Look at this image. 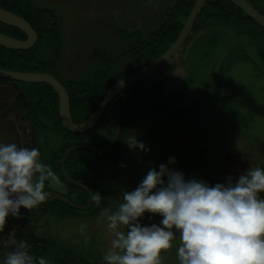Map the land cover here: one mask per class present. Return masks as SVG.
<instances>
[{
    "label": "rangeland",
    "instance_id": "obj_1",
    "mask_svg": "<svg viewBox=\"0 0 264 264\" xmlns=\"http://www.w3.org/2000/svg\"><path fill=\"white\" fill-rule=\"evenodd\" d=\"M29 1L30 10L34 13L32 16L50 27V32H41L39 43L31 49H0L3 63L11 70L30 68L51 74L68 88L70 94L76 92L83 102L89 98L88 86L100 88L110 85L138 68V63L146 62L151 47L167 40V29L181 15L180 9L187 2ZM213 1L218 2L213 13L197 20L188 43L169 64L184 75V91L179 96L168 95L162 90L161 82L151 83L135 94L132 102L125 104L122 136L111 154L95 155L100 163L92 168L87 164L78 168L76 160L72 163L69 160L78 154L95 157L86 149H77L68 157L66 172L71 178L74 169L78 174L76 179L89 182L91 186L95 181L107 189L103 208L82 210L48 197L47 201L57 209L70 213L69 219L65 222L59 220L58 215L52 212L29 213L21 220L17 232L24 219L29 218L34 225L30 232L35 236L34 241L37 239L36 242L58 250L65 255L68 264H106L103 255L113 237L106 219L101 218V211H115L122 202V193L135 190L152 168L159 171L163 164L182 172L187 180L196 178L213 186L232 175L244 174L250 167L264 168V48H261L262 40L260 47L255 43L258 41L255 32L264 31L245 17L238 21L241 11L224 0ZM250 2L264 13V0ZM221 8L228 13L226 16L222 15ZM0 30L7 34L13 32L2 24ZM176 33L171 32V35ZM19 84L23 98L32 100L29 107L31 102L51 94L47 84ZM78 87L86 91L78 92ZM54 92L52 97L56 104ZM42 104L38 102V106ZM114 104L91 130L70 135L57 125L59 118L56 114L47 116L42 106L34 110L30 107L37 124L33 123L30 142L39 149L41 160L53 171L59 153L67 146L82 144L101 152L109 150L114 145L110 142V135L113 132L117 134L118 130L119 112L117 116ZM86 107L92 106L87 104ZM82 111L80 105L77 110L73 106L75 121H79L78 112ZM51 124H56V130L52 131ZM133 138L150 151L130 147L127 142ZM204 143L207 149L200 155L198 150ZM61 182L62 187L46 188L63 195V187L72 190L66 195L76 203L80 199L83 202L90 199L86 190L73 187L70 181L65 180L68 184ZM73 191L78 194L74 195L75 198L71 196ZM161 220L159 215L146 213L140 223L150 226L156 222L159 224ZM81 225L86 226L83 232L80 231ZM23 229L29 231V228ZM104 229L108 231L104 232ZM178 243L177 237L173 248L162 253L164 264H178ZM3 252L0 250V258ZM37 252L49 263L52 259L56 261L48 251L37 249Z\"/></svg>",
    "mask_w": 264,
    "mask_h": 264
},
{
    "label": "clouds",
    "instance_id": "obj_2",
    "mask_svg": "<svg viewBox=\"0 0 264 264\" xmlns=\"http://www.w3.org/2000/svg\"><path fill=\"white\" fill-rule=\"evenodd\" d=\"M132 148L150 151L133 138ZM175 162L174 158H170ZM49 188L62 187L60 177L41 160L38 148L0 139V231L8 218L19 217L45 203ZM264 168L250 167L238 181L214 186L187 180L182 172L160 165L152 168L135 190L124 191L115 211L103 209L112 239L104 252L106 264H164L163 252L177 240L178 264H264ZM99 192L92 194L96 205ZM146 213L159 224L140 223ZM162 225V226H161ZM81 225L80 231L85 230ZM126 229V230H124ZM87 242V241H86ZM26 240L15 242L2 264H37ZM38 264H48L40 257Z\"/></svg>",
    "mask_w": 264,
    "mask_h": 264
},
{
    "label": "flooded vegetation",
    "instance_id": "obj_3",
    "mask_svg": "<svg viewBox=\"0 0 264 264\" xmlns=\"http://www.w3.org/2000/svg\"><path fill=\"white\" fill-rule=\"evenodd\" d=\"M209 1V0H208ZM207 1V2H208ZM250 2V0H248ZM217 3V2H216ZM251 3V2H250ZM253 5V3H251ZM256 8V7H255ZM204 9V8H203ZM258 9V8H256ZM259 10V9H258ZM241 11V10H240ZM260 11V10H259ZM203 12V11H202ZM262 14H264L262 11H260ZM202 14V13H201ZM201 16V15H200ZM200 16L198 17V19H200ZM240 16L242 17H245L246 15H244L243 11L240 12ZM246 20V18H244ZM248 21H251L249 19H247ZM252 22V21H251ZM256 23H254L255 25ZM255 26H257L258 28V24H256ZM194 29H195V26H194ZM2 31V30H0ZM11 33H14L15 32H10L8 33L9 35L15 37V35H12ZM25 37V36H24ZM21 39H24V38H21ZM188 43V41L186 42V44ZM185 46V45H184ZM183 46V47H184ZM182 47V48H183ZM1 48V47H0ZM181 51V50H180ZM179 51V52H180ZM165 52V51H164ZM178 52V54H179ZM178 54L176 55V57L178 56ZM176 57L174 59H176ZM157 58V57H156ZM174 59H172L165 67H163L159 72H157L155 75H153L149 81L146 83L145 80H142V81H138L134 84H131L130 86H128V88L124 89L123 91H121L120 93H118L114 98L113 100L111 101V103L108 105L107 109L105 110L103 116L106 114L107 110H109V108L111 107L112 104H114V106L116 107L115 109V114L118 116V112L120 110V106L121 104L123 103L122 105V120H121V129L123 127V122L125 123V118H124V112L126 111L124 109V106L125 104L127 103L128 100H130L132 97L134 98V95L135 94H138L139 91L141 90H144L145 88H148V86H150L151 83H162V90L167 93L168 95H173V96H179L183 91H184V85H183V82H184V75L183 74H180V72L178 71V69H176L175 66H172L170 67L169 64L171 62L174 61ZM239 59H241L243 61V58L239 57ZM155 60V59H154ZM153 60V61H154ZM151 64V63H150ZM149 65V64H148ZM6 66V65H5ZM147 66V65H146ZM1 68H4L6 69V67H2L0 66ZM145 67V66H144ZM144 67H140V63H138V68L134 69L133 71H130L126 74L129 75L133 72H136L137 70L141 69V68H144ZM170 67V68H169ZM174 67H175V70H174ZM9 70H11V68H7ZM13 70V69H12ZM14 71H22V70H17V69H14ZM125 77V75H124ZM124 77H122L121 79H123ZM182 78L181 80V84L179 85L178 84V80L179 78ZM57 79V78H56ZM121 79L117 80L120 81ZM58 80V79H57ZM59 81V80H58ZM60 82V81H59ZM117 82H114L104 93L103 96L99 97V100H97L96 102H94V107H93V110L91 111V113L89 114V116L92 114V112L97 108V106L99 105V103L101 102L102 98L106 95V93L111 89V87L113 85H115ZM19 83H22V82H19V81H12V80H9V79H5V78H0V139H2L4 142H9V143H16L17 145L19 146H23V147H28V148H34V145H32V143L30 142V134H31V131H32V127H33V123H34V118H33V113H32V110L34 109H37L38 107H41L43 109H45V113H47V116L51 113H54L58 116L59 118V108H58V96H57V101H56V104H54V99H53V93L52 91L50 92L51 94L46 97L45 99L43 98H40L38 100H35L33 102H31L30 107L32 108V110L30 109V107L28 106V103L32 100H26L23 98V89L21 88L20 84ZM61 83V82H60ZM62 84V83H61ZM63 85V84H62ZM50 86V85H49ZM64 86V85H63ZM51 87V86H50ZM65 89L67 90V93L69 95V98H70V105H71V115H72V118H73V121L76 122V123H81V122H78V121H75V115H74V112H73V105H72V99L73 97L71 96V94L69 93L68 91V88L66 86H64ZM152 87V86H151ZM52 88V87H51ZM50 90H53L49 88V91ZM54 91V90H53ZM81 91L85 92L86 90L84 88L81 89ZM125 92V94H123ZM129 92V94H128ZM56 93V92H55ZM57 94V93H56ZM126 94H128L126 96ZM122 95L119 99V96ZM118 97V99H117ZM131 97V98H130ZM38 102H40V104H42L43 102L46 103L45 106H44V103L41 105V106H38ZM117 102V103H116ZM56 105V106H55ZM83 107L85 105V102H83ZM130 105V104H129ZM131 107V106H130ZM113 108H111V111L113 112ZM83 115H85V113H83ZM88 116V117H89ZM102 116V117H103ZM101 117V119H102ZM60 119V118H59ZM100 119V120H101ZM86 120V119H85ZM99 120V121H100ZM99 123V122H98ZM97 123V124H98ZM35 124V123H34ZM96 124V125H97ZM37 125V124H35ZM56 124H51L52 126V131L56 130L54 129V127ZM59 125V124H57ZM95 125V126H96ZM94 126V127H95ZM110 127V125H109ZM125 127V126H124ZM67 131V130H66ZM67 134L70 135L72 133L68 132L67 131ZM171 134V133H170ZM26 135V137L24 138V136ZM173 137L176 136L175 134H171ZM116 136L117 134L115 133V136H114V145L109 149V150H106V151H98V149H95L89 145H82V144H73L71 146H67L65 148L62 149V151L59 153V159H58V163L55 164V166L53 167L54 168V171L55 173L60 177V179L65 182L66 181H70L72 182V186L73 187H79L83 190H86L87 189H84L83 187L81 186H87L89 187V189L94 193V190L91 188L92 186L89 184V182H82L80 181L79 179H76L75 176H78V174L74 171L73 169V176L72 178L69 176L70 174L68 172H66V163H67V159L68 157L70 156L71 151L66 157H65V161H64V169H65V172L68 176V180L66 179V177L64 176V174L62 173V169H61V161H62V158H63V155L64 153L71 149V148H74V147H77V149H86L90 152H92V154L95 156H106V155H109L111 154L117 147L118 145V142L122 136V130H120V134L119 136L117 137V142L115 144V140H116ZM113 142H111V144H113ZM76 149V150H77ZM207 149V145L204 143L202 145V147L198 150V153L200 155L202 154H205V151ZM75 151V150H74ZM93 157L92 155L91 156H86V155H80L78 154L76 156V161H77V164H78V168L80 167H84V164H87V165H90L89 167H94L96 165H98L100 163V160H98L97 158ZM92 158V159H91ZM72 158H69V160H71ZM94 160V162L92 163H89V161L91 160ZM43 163L44 160L42 161ZM52 163V162H51ZM54 163V162H53ZM237 175H240V174H235V175H232L231 176V179L233 180V182H236L238 181V177ZM228 180L226 181H218L219 183H227ZM82 182V183H81ZM218 182H216L215 184H217ZM67 183V182H65ZM78 183V185H77ZM68 184V183H67ZM71 184V183H70ZM95 184V181H93V186ZM81 185V186H80ZM102 188H104L103 186H101ZM46 191L48 192H51V193H55V194H58L60 195L61 197L63 198H66L67 200L73 202L74 204L76 205H86L88 202H90V199H91V196L89 194V197L90 199L87 198V200H85L84 202L81 201V199L79 200L78 203L74 202L75 200L72 198V197H69L68 195H66V193H71L72 190H68V188L66 189V187H63V190H65V193L64 195L61 193V192H56V191H53V190H49L48 188L45 189ZM104 190L106 191L107 189L104 188ZM67 191V192H66ZM74 192V191H73ZM89 193V191H87ZM77 192L74 194H71V196H73L75 198ZM75 195V196H74ZM78 195V194H77ZM49 197H52L54 199H58L60 200L59 198L53 196V195H49ZM81 198V197H80ZM60 202H63L60 200ZM66 206H69V207H73V206H70L66 203H64ZM91 207H94V201H93V204L91 205ZM90 207V208H91ZM74 208V207H73ZM24 209L22 208L21 209V212L23 211ZM59 211V212H58ZM44 212H47V214L50 212H52L51 214H57L58 215V218L59 220L61 219L62 221H66L68 220V216L70 217V213L68 214V212H65V211H62L60 209H57L53 204L49 203L48 201H46L45 203L39 205L38 207L36 208H33L31 210H27V212L25 213L24 216H22L20 218L19 221H17V224L14 225L12 228H10L9 230V233H8V236L6 237L5 239V242L0 246V250H3V255L2 257L0 258V264H2L3 262V259H4V254L7 252V251H11V250H14L15 248V242H18L20 240H26L28 242V245H29V253L34 257L36 258V261H37V264H38V259L41 257V255L38 254L37 252V249H42V251H48L49 253H51L55 258H56V261L55 260H50L51 263L48 262V264H68L67 259L65 257V255H63L62 253H58L57 251H55V249H53L51 246L49 247H46L45 245H43L42 243H39V242H36L34 241L35 240V236L33 234H30L32 228H33V221H30L29 218H26L24 219V224L21 225V229L18 230V232L16 231L18 229V227L20 226L21 224V220L26 217L29 213L31 214H38V213H44ZM60 212L63 213V215H60ZM52 216V215H51ZM17 217H9L8 218V221L6 223V226L5 228L2 230V232L0 233V242H1V239L2 237L4 236V234L7 232V230L9 229V227L14 223L13 221L16 220ZM156 219V218H155ZM86 220V219H84ZM156 221V220H155ZM158 222H156L157 224ZM23 228H29V231H27L26 229L24 230ZM178 237V235H177Z\"/></svg>",
    "mask_w": 264,
    "mask_h": 264
},
{
    "label": "water",
    "instance_id": "obj_4",
    "mask_svg": "<svg viewBox=\"0 0 264 264\" xmlns=\"http://www.w3.org/2000/svg\"><path fill=\"white\" fill-rule=\"evenodd\" d=\"M208 0H196L192 9L191 13H189L186 22L180 31L179 35L177 36L176 40L171 44V46L166 49V51L160 55L153 63L149 64L148 66L137 70L123 79L118 81L115 85L111 87V89L106 93V95L102 98L101 102L97 106V108L92 112V114L83 122L76 123L73 121L71 115V105H70V98L67 93L65 87L51 74L43 73V72H28V71H14L9 69H4L0 67V78L9 79L12 81H19L22 83H35V84H47L50 85L53 90L57 93L58 96V108H59V118L61 125L65 130L72 134H81L91 130L101 119L105 110L107 109L108 105L111 103L113 98L123 91L124 89L128 88L131 84H134L138 81L145 80L146 83L149 79L159 72L163 67H165L172 59L176 57L178 52L182 49V47L186 44L189 40L190 35L193 34L192 31L194 26L198 20V17L203 13V8ZM231 2L236 8L243 11L244 15L250 18L258 24L260 27L264 29V14H262L258 9L255 8L248 0H227ZM0 24L9 27L15 28L22 32L24 39L16 38L11 35H8L4 31H0V47L8 49V50H27L31 49L36 46L39 35L37 31L33 28L31 23L26 20L24 17L19 16L16 13H13L5 8L0 6ZM182 78L180 77L178 80V84H181ZM124 103V101H123ZM120 106L119 110V117H118V130L117 136L115 140V144L117 142V137L120 134L121 130V120H122V105ZM77 147L71 148L67 150L62 158L61 161V169L62 173L66 178H68L65 169H64V159L65 157L71 152L76 150ZM69 179V178H68ZM219 183V182H218ZM78 185V183H77ZM81 186V185H80ZM84 189L89 191L91 196L90 202L86 205H76L73 202L67 200L66 198L61 197L58 194L51 193V195L59 198L64 203L73 206L77 209H89L93 204L92 194L93 192L87 186H81ZM28 209H24L21 212V215L16 218L14 223L9 227L7 232L1 239L0 246L5 242L6 237L8 236L10 228L17 224V221L20 220L22 216L25 215Z\"/></svg>",
    "mask_w": 264,
    "mask_h": 264
},
{
    "label": "trees",
    "instance_id": "obj_5",
    "mask_svg": "<svg viewBox=\"0 0 264 264\" xmlns=\"http://www.w3.org/2000/svg\"><path fill=\"white\" fill-rule=\"evenodd\" d=\"M195 1L196 0H187L186 3H183V5H182V7L180 9L181 15L177 16V18L173 21V24L167 29V32H169L167 40L164 41V42L161 41V42H158V43L154 44L151 47V50H150L151 52L148 51L149 55H148L147 61L140 63V67H144V66L152 63L153 60L156 59V57L162 55L164 53V51L166 50V48L168 49V47L176 40V38L178 36V33L183 28L189 13H191L190 11H191ZM224 1L229 3L231 6H234L231 2H229L227 0H224ZM217 3L214 2L213 0H209L208 2H206L205 6H204V9H203V13L201 14L200 18H206V17L210 16L213 13L212 11L216 7L215 5ZM29 4H30L29 0H0V6L2 8H5V9H7V10L13 12V13L18 14L19 16L24 17L26 20H28L31 23V25L33 26V28L37 31V33L39 35V40L37 42V44H38L40 39H41V32H50V27L46 26L45 23H43L41 19L35 18L34 16H32L34 13L31 12ZM179 6H181V5H179ZM219 6H220V4H219ZM234 8H236V7L234 6ZM223 9L224 8H221L222 15L225 14V16H226L228 13L225 10H223ZM236 9H238V8H236ZM238 10L240 11V9H238ZM39 12H41V11L39 10ZM37 13H38V11H37ZM37 16H39V15H37ZM245 18L249 19L253 23H255L250 18V16L249 17L245 16ZM241 19H242V16L239 17L238 21L241 20ZM7 28H9V27H7ZM258 28H261L264 31V29L262 27L258 26ZM9 29H12L13 32H15L14 35H15L16 38H20V39L24 38V36H23V34H22V32L20 30L15 29V28H9ZM171 32H177V33H176V35H171ZM196 33H198V32H196ZM257 34H259V36ZM255 35L258 37V41L255 40V43H257L258 47H260L261 40H262L263 45L261 46V48L262 47L264 48V32H255ZM0 49H4V48L1 47ZM261 51L262 50L260 49V51L258 53L260 54ZM0 66L6 67L5 64L3 63V60H2L1 57H0ZM7 68L8 67H6V69ZM22 71L36 72V71L31 70L30 68L27 69V70H22ZM112 84L107 85V86H102V87L100 86V88L97 85L88 86V87H90V90H88V92H87L89 98L86 99L84 107L82 105L83 101L80 100V98L77 96L78 94L76 92L74 93V95L71 94V96L73 97L72 100H74V102H72V105L73 106L75 105L76 110H77L78 105H80V108L83 110L81 113L78 112L79 113L78 114V117H79V121L78 122L84 121L85 119L88 118L89 114L93 110V107H94V104H95L94 102L99 100V97L103 96L105 91ZM49 88L52 89L50 86H49ZM76 90L78 92H81V89L79 87L76 88ZM51 91H52V93L54 92L53 90H50V92ZM55 95L57 96L56 93H55ZM132 99H133V97L130 100H128V101L132 102ZM87 104L91 105L92 107L91 108L86 107ZM129 104H131V103H129ZM125 112H124V116H125ZM83 113H85V115H83ZM58 124L61 125L60 119H58ZM61 127H63V126L61 125ZM114 136H115V133L113 132L110 135V137L112 138L110 142L114 141ZM76 156L77 155L72 156V159L70 160L71 163L74 162V160H76ZM92 162H94V160L89 161V163H92ZM101 186H102L101 183H99V184L95 183L94 186L91 187L94 190V192H99L101 194V196H102V199H101V202H100L99 205H96L95 202H94V207H92V208H95L96 210L97 209H102L103 208L102 206H104L106 201H107V192L108 191L107 190L105 191L104 188H102ZM60 215H63V213L60 212ZM106 231H108V229L107 230L104 229V232H106Z\"/></svg>",
    "mask_w": 264,
    "mask_h": 264
},
{
    "label": "crops",
    "instance_id": "obj_6",
    "mask_svg": "<svg viewBox=\"0 0 264 264\" xmlns=\"http://www.w3.org/2000/svg\"><path fill=\"white\" fill-rule=\"evenodd\" d=\"M194 30V29H193ZM189 41V40H188Z\"/></svg>",
    "mask_w": 264,
    "mask_h": 264
}]
</instances>
